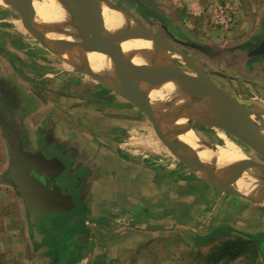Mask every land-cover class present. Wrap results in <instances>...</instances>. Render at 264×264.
Segmentation results:
<instances>
[{
	"label": "crops",
	"instance_id": "1",
	"mask_svg": "<svg viewBox=\"0 0 264 264\" xmlns=\"http://www.w3.org/2000/svg\"><path fill=\"white\" fill-rule=\"evenodd\" d=\"M178 1L171 9V15L155 12V17L158 16L176 43L208 56L214 55L215 47L222 48V45L205 41L199 37L201 33L192 30L193 27L180 25V18L204 21L215 2L223 1L241 21L250 20L251 15L258 21L264 20V0ZM2 14L0 7V21ZM244 26L245 23L240 24L241 31L235 33V37L242 33ZM28 32L31 34V30ZM10 40H13L12 48L5 50L4 39L0 38V107L18 132L22 147L32 153H42L50 163L47 164L49 172L60 188L57 201L61 203L62 196L70 201L65 202L66 209L52 205L61 210L50 207L51 213H38V217L33 218L27 204L33 190L25 177L12 171V138L5 135L0 125V256H6L8 264H197L196 250L200 254L201 250L222 240L221 230L225 228L228 230V235L223 236L226 250L239 236L249 240L255 248V264H264V219H260L256 205L248 201L242 207L230 200L215 210L211 192L207 191L206 195L193 188L179 187L181 182L177 172H171L164 185L163 180L148 173L143 156L131 157L119 150L114 152L111 147L101 144V140L92 141L94 139L89 135L88 138L81 136L78 126L82 124L80 119L72 118L69 104V101L75 103L76 110L81 100L72 101V97L68 100L69 95H66H83L91 99L94 91L90 87L94 84L81 86L79 80L83 76L70 75L67 67L61 64L59 73L53 77L43 67L46 65L50 69L44 61L47 55H43L44 63L41 64L45 74L32 77L35 66L31 64L37 59L31 60V45H17L14 36ZM251 41L242 40L233 46L247 51L249 56ZM260 55L253 57L257 60ZM93 78L115 90L105 81ZM96 84L99 88V83ZM33 98L36 105L40 103L35 108L38 115L33 117L36 125L31 122ZM4 142L8 156L4 155ZM53 148L63 157L52 155ZM61 213L66 218L40 225L41 216ZM252 237L257 238L259 249L254 246ZM220 254H224V250L215 255L214 260ZM214 260L209 256L207 263L204 259L201 263L211 264Z\"/></svg>",
	"mask_w": 264,
	"mask_h": 264
},
{
	"label": "rangeland",
	"instance_id": "2",
	"mask_svg": "<svg viewBox=\"0 0 264 264\" xmlns=\"http://www.w3.org/2000/svg\"><path fill=\"white\" fill-rule=\"evenodd\" d=\"M111 1L123 7L143 24L151 26L159 37L167 40L181 52L194 56L195 58H193L196 60V64H199L205 69L210 79L235 97L239 102L254 110L257 113L256 119L260 123L263 122L259 117L260 115L264 116V56H262L264 52L261 53V55L259 54L260 57L256 60L253 57L254 54L252 51L257 47V43L264 39V20L258 21L254 15H251L250 20L245 19L241 21L237 13H234V10L223 1L215 2L211 14H206L207 19L204 21H191L189 19L185 20L180 18L178 22L180 25L182 24L187 28L193 27L192 30L201 33L199 37L205 39V41H212L211 43L217 46L222 45V48L215 47L216 50L213 51L214 55L208 56L197 49H192L188 46L176 43L171 39L172 37L169 35L168 30L164 29L158 16L155 17V12H163L171 15V9H173L174 5L179 3L178 0ZM0 7L3 12V20L0 21L1 24H3L0 26V38L4 39L5 50L12 48L10 44L13 41L10 40L12 36H14V42L19 46L31 45V60L34 59V57L37 59L33 61L34 64H31L32 67L35 66L36 68H33L31 71L32 77L38 78L39 76H43L45 72H50L54 77V75L59 73L61 65H65L70 75L83 76V78L79 80L81 86L89 85L90 83L95 85L90 87L91 91H94L91 93L93 96L91 99L87 96L84 97L78 94V96L69 93L66 95H69L67 98L68 100H71V97L72 101L76 98L81 100L80 104H78L79 108L76 110H74L75 103L69 101L70 107L72 108V118L80 119L79 121L82 124L78 126L81 136L88 138L87 135H89L90 138L94 139L92 141L101 140L103 141L101 144L109 148L111 147V150H114V152L119 150L126 152L128 155L130 154L131 157L143 156L145 159L143 165L150 171L148 173L153 174V177L158 180H163L164 185L167 181L166 178L171 176V172H177L181 182L179 187H184L185 189L187 187L190 189L193 188L197 193L200 191L206 193V195L207 191H210L212 207L214 206L215 210L221 209L224 204H228L230 200L238 202L240 204L239 206L242 207L243 205H247L248 201H250L256 205L260 214V219H264L263 200L246 195V193L242 192L238 187L239 191L244 195L224 190L216 184L208 182L206 179L200 177L179 159L163 142L155 130L150 117H148L141 108L132 101H128L119 91L111 90L103 86L101 81L94 79L84 71L68 63L55 48L49 46L48 36H44L43 34L44 37L39 38L32 30L30 34L28 32V30H30L28 29V24L25 22L26 19L19 8H11L10 6H3L2 4H0ZM180 15L183 16V13ZM226 17H231L232 19L229 21ZM243 23H245V26L242 28V33L237 34L235 37L234 34L240 33L241 29L239 26ZM256 31L258 34H252ZM250 39H252L249 44L251 49L249 52L250 57L247 56V51H242L237 49V46H233L237 45L239 41ZM5 54L8 55V53ZM172 54L175 57L174 61L187 73L190 75H198L197 70L192 68L184 60L181 53L174 52ZM43 55H47L44 57V61L50 66V69L48 66L47 68L46 65L43 66L46 68L45 72H43L44 68L41 67V64L43 65L44 63ZM16 62L19 63L20 60H16ZM40 72H43V74L40 75ZM96 83H99V88L96 87ZM39 104L40 103L37 102L36 105L35 99H31V122H34V124L35 121L33 117L34 115H38L35 108H38ZM193 121L194 118H190L187 123H192ZM192 130L206 145H222L224 143L223 139L219 136L217 131H215L216 129L209 128L207 125H196ZM224 131L237 145H239L245 155H249L259 162H264V156L253 147L228 131ZM5 143L6 142H4L5 146L3 149L4 155L8 156V147ZM131 159L133 160V158ZM203 198L204 197H200V199ZM59 218L64 219L66 215L61 213L52 216H41L39 222L42 221L40 225H44L45 223L51 224ZM221 232L224 234L220 236L222 240L214 242L210 247L201 250L202 253L200 254L199 250H196V253L199 255V258L197 257L199 260L197 264H199V262L202 264L201 262L203 259L206 262L209 256L213 257L214 260L216 258L215 255L222 250H224V254H220V257L212 261L211 264H255V248L251 245L249 240L237 236V239L232 242L234 244L226 250L227 245L225 247L224 243L226 242L223 236L228 235V230L225 228L221 230ZM260 237H262V235H260ZM228 243L231 242L229 241ZM226 251H232L234 255H230L229 252L227 254ZM5 263L8 264L6 256H0V264Z\"/></svg>",
	"mask_w": 264,
	"mask_h": 264
},
{
	"label": "water",
	"instance_id": "3",
	"mask_svg": "<svg viewBox=\"0 0 264 264\" xmlns=\"http://www.w3.org/2000/svg\"><path fill=\"white\" fill-rule=\"evenodd\" d=\"M65 11V19L61 24H58L55 32L56 37L48 38L49 46L56 49V51L71 65L84 71L86 74L103 80L107 83L108 77H113L116 74H127L128 77L132 78L133 85L136 90L134 97H130L128 94L120 91V88H114L124 95L127 99L135 103L141 108L153 122V126L157 131L159 137L169 147V149L186 165H188L194 172L200 177L206 179L208 182L214 183L220 188L235 193L244 195L235 186L225 187L221 182L227 181L233 175L241 172L246 166L254 168L259 173V182L264 183V162H259L249 155L235 161L232 165L226 167L220 171H212L208 169H202L201 164L192 159L188 154L183 151V147L179 143V137L193 129L196 125H210L221 127L236 137L242 139L256 151L264 156V127L256 119L257 113L251 108L245 106L239 102L235 97L229 94L227 91L222 89L220 86L215 84L205 69L196 64L197 62L187 53L181 52L179 49L174 47L171 43L165 39L159 37L151 28L141 23L135 17L131 16L122 7L115 4L111 0H57ZM105 4L115 11L119 12L125 18L128 19L129 25L119 28H113L110 30L111 39V51L108 53V58L111 63V67L107 68V71L101 73L96 71L88 60L75 56L69 49V43L66 36L69 33V28L74 20L75 11H80L83 15L91 8ZM20 12L26 19L28 29L35 32L37 37L43 38L46 32L35 22V15L31 11V7L26 8L22 6L19 8ZM139 24L143 30L148 32V36H140L138 34V28L130 30V24ZM103 24L105 21L103 19ZM44 34V36H43ZM149 34L151 37H149ZM92 39L98 40V36L93 32L90 35ZM145 37L152 42L153 47H165L169 52H179L184 57V60L194 69L197 70L198 75H190L187 73L178 63L172 61V63L163 65L160 69L147 72L143 63L135 61V52L125 50L122 46L124 41L128 39H136ZM264 52V39L257 43V47L252 51L253 54H261ZM165 78H169L175 81L181 89L189 93L195 100H198L202 106L205 104V96L213 95L215 100L226 105L231 111L230 116H218L207 114L204 107H201L202 115L200 117H192L194 121L192 123H185L184 125L164 128L162 124L163 119V106L166 102V97L159 100H153L150 96L151 92L155 89H159L162 81ZM108 84V83H107ZM112 87V86H111ZM211 100V99H210ZM212 102V100H211ZM0 125L3 128L5 135L12 138L13 148L11 150L12 159V171H16L17 175L25 177L31 190H33L31 200L27 201L30 205L33 218L38 217V213H51L52 205L65 207L67 197L59 201L60 188L55 183L51 176L45 156L40 152H29L25 150L19 139V134L15 128L9 123L6 116L3 114L2 108L0 107ZM237 126V127H236ZM16 180V179H15ZM18 180H16L17 182ZM18 183V182H17ZM22 183V182H21ZM23 184V183H22ZM21 184V186H22ZM25 190V187L22 186ZM28 194L27 195H30ZM247 195V194H246ZM251 197V196H250ZM254 198V197H252ZM256 199V198H255ZM35 204V205H34ZM35 206V207H34ZM33 207L36 208L37 213H33ZM54 207L53 209L61 210ZM66 209V207H65Z\"/></svg>",
	"mask_w": 264,
	"mask_h": 264
},
{
	"label": "bare ground",
	"instance_id": "4",
	"mask_svg": "<svg viewBox=\"0 0 264 264\" xmlns=\"http://www.w3.org/2000/svg\"><path fill=\"white\" fill-rule=\"evenodd\" d=\"M0 4L11 8L31 7V11L35 15V22L50 38L56 37V27L65 19V11L57 0H0ZM128 23L127 18L105 4L95 6L83 15L80 11H75L74 20L66 36L69 49L75 56L88 60L96 71L104 73L108 67H111L107 55L111 51L109 31L129 25ZM131 28H141L138 30V34L148 36V32L143 30L139 24L132 23L130 30ZM92 32L98 36V40L92 39L90 36ZM149 37H151L150 34ZM122 46L125 50L134 51L135 61L143 63L149 73L160 69L163 65L172 63L175 59L174 55L165 47H153L152 42L145 37L128 39L122 43ZM107 83L113 88H120V91L130 97H134L136 94L133 80L127 74L108 77ZM150 96L153 100L166 97L162 119L164 128L178 127L187 123L192 117H200L202 115L201 107H204L207 114L210 115H232V111L226 105L215 100L213 95L205 96V104L202 106L198 100H195L169 78H165L159 89L153 90ZM259 118L263 121L262 126L264 127V116L260 115ZM207 127L216 129L215 131L223 139L222 145H206L193 130L187 131L178 139L183 151L192 159L197 160L202 169L220 171L246 157L239 145L221 127L209 125ZM259 178V173L254 168L246 166L244 170L233 175L227 181H222L220 185L238 187L248 196L264 201V183H260Z\"/></svg>",
	"mask_w": 264,
	"mask_h": 264
},
{
	"label": "trees",
	"instance_id": "5",
	"mask_svg": "<svg viewBox=\"0 0 264 264\" xmlns=\"http://www.w3.org/2000/svg\"><path fill=\"white\" fill-rule=\"evenodd\" d=\"M252 240L254 241V246L256 245L258 247V249H259L257 238L252 237ZM228 252L230 253V255H232V256L234 255V253L232 251H228ZM228 252H227V254H228Z\"/></svg>",
	"mask_w": 264,
	"mask_h": 264
},
{
	"label": "flooded vegetation",
	"instance_id": "6",
	"mask_svg": "<svg viewBox=\"0 0 264 264\" xmlns=\"http://www.w3.org/2000/svg\"><path fill=\"white\" fill-rule=\"evenodd\" d=\"M53 149H55V148H53ZM53 149H52V150H53ZM44 150H45V152H47V148L44 149ZM52 150H51V151H52ZM53 151H54V152H53L52 155H58V156H60V157H63V154L60 153V152H58L57 149H55V150H53ZM47 153H48V152H47Z\"/></svg>",
	"mask_w": 264,
	"mask_h": 264
},
{
	"label": "built area",
	"instance_id": "7",
	"mask_svg": "<svg viewBox=\"0 0 264 264\" xmlns=\"http://www.w3.org/2000/svg\"><path fill=\"white\" fill-rule=\"evenodd\" d=\"M226 19L230 21L232 18L231 17H226Z\"/></svg>",
	"mask_w": 264,
	"mask_h": 264
}]
</instances>
